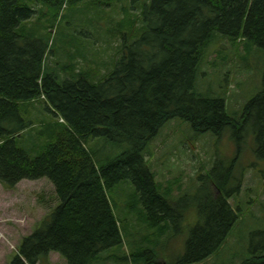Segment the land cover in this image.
Instances as JSON below:
<instances>
[{"label": "trees", "instance_id": "trees-1", "mask_svg": "<svg viewBox=\"0 0 264 264\" xmlns=\"http://www.w3.org/2000/svg\"><path fill=\"white\" fill-rule=\"evenodd\" d=\"M89 1L104 3L0 0V184L13 188L23 179L47 177L59 200L21 239L9 264H38L52 251L68 264H92L103 250L122 246L121 223L109 192L126 180L133 183L148 223L160 225L165 233L169 220L181 218L185 210L171 213L172 189L159 191L144 151L174 118L188 121L198 136H221L232 127L239 148L244 131L251 127L254 151L264 159V74L261 90L245 103L239 121L228 113L225 97L204 95L195 87L198 67L217 34L264 48V0H149L140 8V19L126 5L124 16L109 30L112 38L122 40L121 57L100 78L78 67L87 59L72 47L56 62L50 61L60 36L59 31L52 33L55 22L66 9ZM40 102L66 125L58 128L52 123L48 132L26 135L35 123L23 116V110L31 116ZM26 136L42 146L35 156L31 152L36 147L28 148L23 141ZM99 137L128 141L130 147L98 160L90 140ZM215 163L209 176L218 193L209 191L206 202L198 206L200 220L190 232L185 256L166 264H205L238 220L228 201L235 193L229 186L233 166L218 179ZM248 251L239 264H264V239L255 241L252 233Z\"/></svg>", "mask_w": 264, "mask_h": 264}, {"label": "rangeland", "instance_id": "rangeland-1", "mask_svg": "<svg viewBox=\"0 0 264 264\" xmlns=\"http://www.w3.org/2000/svg\"><path fill=\"white\" fill-rule=\"evenodd\" d=\"M102 1L111 4L83 2L63 12L64 16L55 22L52 30V33L59 31L60 36H56L53 47L56 54L51 55L50 61L56 62L66 48L72 47V51L79 50L87 59V63L80 60L78 67L89 68L98 78L114 68L121 57L118 55L122 40L112 38L109 30L124 16L126 5L133 17L140 19V8L149 0ZM129 30L127 23L124 31ZM113 33L119 34L115 28ZM228 39L217 34L198 67L195 87L201 94L225 97L228 113L239 121L245 103L263 86L264 48ZM38 107V112L32 113L34 116H30L29 110H23V116L35 123L26 135L38 130L48 132L52 123H57L58 128L66 125L48 111L44 102ZM23 141L28 148L36 147L31 152L33 156L41 151L38 140L26 136ZM90 144L98 150V160L104 161L130 147L128 141L115 143L103 137L92 138ZM254 149L251 127L244 131L239 148L232 136V127L221 136L212 133L198 136L188 121L174 118L167 122L148 143L144 154L155 173L159 191L165 194L172 189L171 213L177 215L183 209V216L176 221L169 220L170 226L161 233L160 225L152 226L144 217V206L133 183L120 182L109 192V198L121 223L123 245L103 250L92 264H166L183 258L190 232L200 220L198 206L206 202L210 192L218 193L209 176L215 161L214 175L218 179L233 166L229 186L235 193L228 201L237 210L238 220L226 241L204 263L239 264L249 256L252 233L255 241L264 239L262 235L255 236L257 232L264 234V159ZM4 185L0 184V264H9L21 239L33 231L59 200L54 184L47 177L23 179L13 188ZM41 260L38 264H68L56 251Z\"/></svg>", "mask_w": 264, "mask_h": 264}, {"label": "bare ground", "instance_id": "bare-ground-1", "mask_svg": "<svg viewBox=\"0 0 264 264\" xmlns=\"http://www.w3.org/2000/svg\"><path fill=\"white\" fill-rule=\"evenodd\" d=\"M44 10V9H43ZM131 20V19H130ZM123 21V20H122ZM120 24H122V23H120ZM130 24V23H129ZM123 26V25H122ZM128 26V25H127ZM130 26H131V24H130ZM118 29H120V28H118ZM108 30V29H107ZM112 31V30H111ZM123 32V31H122ZM133 36V35H132ZM83 73V72H82ZM84 74V73H83ZM86 75H89V74H86ZM21 109V108H20ZM225 179V178H224ZM223 182V181H222ZM142 199V198H141ZM138 254V253H137Z\"/></svg>", "mask_w": 264, "mask_h": 264}]
</instances>
